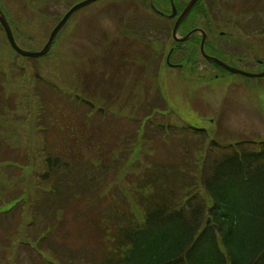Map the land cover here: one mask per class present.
Here are the masks:
<instances>
[{"label":"rangeland","instance_id":"1","mask_svg":"<svg viewBox=\"0 0 264 264\" xmlns=\"http://www.w3.org/2000/svg\"><path fill=\"white\" fill-rule=\"evenodd\" d=\"M79 1L0 0V9L16 45L37 52ZM173 1L179 14L190 0ZM152 3L171 12L169 0ZM175 22L148 0H96L38 58L12 50L0 26V264H103L115 215L141 218L151 188L138 185L157 166L195 173L211 140H264V77L207 62L201 35L178 42ZM194 28L206 33V55L264 71V0H198L175 37ZM170 51L177 66L165 62ZM48 153L67 167L59 196L38 183Z\"/></svg>","mask_w":264,"mask_h":264},{"label":"trees","instance_id":"2","mask_svg":"<svg viewBox=\"0 0 264 264\" xmlns=\"http://www.w3.org/2000/svg\"><path fill=\"white\" fill-rule=\"evenodd\" d=\"M46 155L38 183L47 191L41 194L59 196L57 172L67 167ZM196 163L195 173L157 166L141 181L139 189L151 188L139 199L142 216H113L120 226H114V253L103 264H264V140L229 146L211 140ZM31 216L36 224L34 211Z\"/></svg>","mask_w":264,"mask_h":264},{"label":"water","instance_id":"3","mask_svg":"<svg viewBox=\"0 0 264 264\" xmlns=\"http://www.w3.org/2000/svg\"><path fill=\"white\" fill-rule=\"evenodd\" d=\"M94 1H96V0H83L81 2H78V3L74 4L63 15L61 20L53 28V30L49 34V37H48V40H47L46 44L43 46V48L40 51H37V52L24 51V50H22L21 48H19L16 45V43H15V41L13 39V36H12L11 28H10L6 18L4 17V15L1 12H0V24L3 27V29H4L5 36H6V39H7L8 43H9V45L11 46V48L15 52H17L18 54H20L21 56H24V57L36 58V57L44 56L49 51V49H50V47H51V45H52V43L54 41V38L56 37L57 33L64 26V24L67 22L69 17L74 12H76L78 9H80V8L86 6V5H88V4H90V3L94 2ZM196 1L197 0H190L188 2V4L184 7L182 12L179 14V16L177 17L176 22H175L174 27H173V31H172V36L176 39V41H178V42L186 41L193 33L200 32L202 34V38H201V42H200V51L202 52V55L204 56V58L207 61L213 62V63L225 68L226 70H228L231 73H239V74H243V75L251 76V77H264V71L260 72V73H256V74L248 73V72L239 70L237 68L231 67L228 64L220 61L219 59H217L215 57L206 55L205 52H204V44H205V41H206V34H205V32L203 30H201L199 28H196V29H193V30L189 31L185 36H183L181 38H176L175 37V33H176V30H177V27L183 21V19L188 15V13L190 12L191 8L196 3ZM152 8L155 9L153 6H152ZM171 9H172V12H171V14L168 15L169 18H173V17L176 16V9H175V6H174L172 0H171Z\"/></svg>","mask_w":264,"mask_h":264},{"label":"flooded vegetation","instance_id":"4","mask_svg":"<svg viewBox=\"0 0 264 264\" xmlns=\"http://www.w3.org/2000/svg\"><path fill=\"white\" fill-rule=\"evenodd\" d=\"M197 34V33H196ZM198 34H200V33H198ZM201 35V34H200ZM207 42V41H206ZM205 45H206V43H205Z\"/></svg>","mask_w":264,"mask_h":264}]
</instances>
